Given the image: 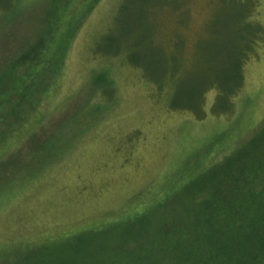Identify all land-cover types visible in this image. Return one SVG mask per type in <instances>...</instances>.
<instances>
[{"label":"rangeland","instance_id":"rangeland-1","mask_svg":"<svg viewBox=\"0 0 264 264\" xmlns=\"http://www.w3.org/2000/svg\"><path fill=\"white\" fill-rule=\"evenodd\" d=\"M150 1L154 44L134 47L129 10ZM245 32L237 90L199 98ZM45 49L33 104L0 112V264L264 260V0H12L0 91Z\"/></svg>","mask_w":264,"mask_h":264},{"label":"trees","instance_id":"trees-1","mask_svg":"<svg viewBox=\"0 0 264 264\" xmlns=\"http://www.w3.org/2000/svg\"><path fill=\"white\" fill-rule=\"evenodd\" d=\"M11 3H12V0H0V10L6 11L9 8ZM160 5H162V4H158L154 1H150L146 4V6L144 8H142L141 10L136 12L135 14L130 13V10H129L128 23L127 24L130 23L132 28L130 30V33L127 34V36H129L128 39L131 40L132 43L134 41V43H133L134 47L135 46H137V47L142 46L143 47L144 45H146V47H149V46L152 47L153 46L154 36H153L152 32H151V35L149 32V27H151L150 20H152V15H154L155 11L160 8L159 7ZM170 6L174 8V7H176V3H175V5L170 4ZM118 9L123 14V11L126 8L120 6ZM177 10L178 9H176V11ZM244 17H245V14H242L241 18L243 19ZM235 20H238V17H236ZM243 21H244V19H243ZM242 23L244 26L248 25L246 21H244ZM251 35H254V33L253 32H251V33L245 32L242 36V39H241L242 45L240 48L241 52L239 53L240 56L237 57V63H236L237 72H235L233 74L227 73L226 76L222 75L220 77L216 75L212 79V80H215V81H213V83L209 82V84H207V82H208L207 81L205 83V86L202 87V89L199 93V98H201L200 96L202 95L203 91L206 88L216 87V89H217L216 99L219 100V98H226V97L228 98V100L230 99L231 94L237 90L236 89L233 91V87L238 83V79L240 78V76H242L241 67H242L243 62L245 61V55H246L245 50L251 46V42L253 41ZM123 46H125V44ZM47 48H48V46H47ZM110 52H111V53H109L110 55H118L119 54V51H117L115 53L112 51H110ZM56 55L57 54H55L53 52L50 55H48L47 49H45L44 51H42V54L38 60L32 61L31 65H29L25 69H21V71H25V73L28 74L27 78L30 79L28 82H24V80H23L24 77L19 72H17L16 70L14 71V73H12V77H11L12 80H9V82L4 80L5 78H7V76L5 75V78L2 80L5 83V85L7 84L8 88L3 90V91H0V98H3L5 100L4 102L0 103V112H2L1 115H4L5 113H9L8 111L11 109H12V111L15 110L14 107L22 99H25V100L31 102L30 104H33L32 103L33 98H34L35 94L39 91L38 75L43 76L45 71H47V69H49L51 67L50 63L53 61H57ZM128 60L133 66H135L137 68L139 67V69L142 71V74L144 75V78L148 79V77H147L148 75L146 74V72L144 70V66L141 64L142 63L141 61H138L134 58H130ZM7 72H9V71L6 70L5 74ZM30 72L32 73V75H30L31 74ZM209 81H210V79H209ZM106 92H109V91L106 90ZM195 108L192 107V109H195ZM32 113L33 112H31V114ZM26 114L21 113V115H20L21 121L18 122L17 124H13L12 129L8 128L4 132V134L7 132H10V130H11V134L18 133L21 130V127H23L24 124L27 123L29 120V117ZM0 120H1V117H0ZM2 135L3 134L0 133V144L4 143V141H5V135L4 136H2ZM236 259H231L234 261V264H243L241 261H239V263H238V260H236ZM228 264H232V263H230V261H229ZM255 264H264V260L261 262L257 261V263H255Z\"/></svg>","mask_w":264,"mask_h":264}]
</instances>
